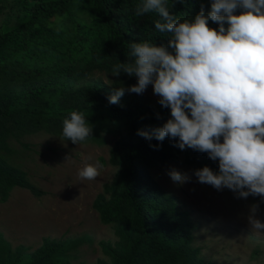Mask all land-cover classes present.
Wrapping results in <instances>:
<instances>
[{"label":"trees","instance_id":"obj_1","mask_svg":"<svg viewBox=\"0 0 264 264\" xmlns=\"http://www.w3.org/2000/svg\"><path fill=\"white\" fill-rule=\"evenodd\" d=\"M143 0H0V13L10 11L15 25H0V203L14 188L40 197L26 172L11 161L10 142L45 133L63 140V121L72 111L83 112L93 125L92 136L78 144L103 146L115 140L108 164L116 171L93 201L100 222L111 226L116 242H100L107 259L94 264H215L205 262L193 245L195 224L174 198L153 179L151 169L182 160L192 171L205 166L218 172V161L207 153L175 147V140L151 141L137 135L162 127L170 109L139 96L108 97L118 87L127 89L136 77L112 68L131 59L130 43L150 41L167 45L156 12L137 16ZM180 21H191L212 0H165ZM15 10V11H13ZM13 11V12H12ZM237 10L236 14H239ZM209 26L219 25L209 21ZM227 27V25H225ZM112 76L108 86L93 74ZM159 117V118H158ZM71 142L70 140H65ZM157 147H152V146ZM92 240L43 238L29 252L12 249L0 233V264H71L73 253Z\"/></svg>","mask_w":264,"mask_h":264},{"label":"clouds","instance_id":"obj_2","mask_svg":"<svg viewBox=\"0 0 264 264\" xmlns=\"http://www.w3.org/2000/svg\"><path fill=\"white\" fill-rule=\"evenodd\" d=\"M153 11L160 17L155 28L169 34L168 44L131 42V59L116 64L111 74L126 73L137 83L116 88L109 103L119 104L126 91L143 94L151 85L171 118L137 135L161 142L167 137L180 150L207 153L218 161V172L207 166L191 175L172 169L171 180L184 184L195 176L198 183L218 191L227 188L238 198L264 199V0H212L207 15L202 7L194 19L183 22L165 0H143L135 14ZM62 133L77 144L92 136L93 125L85 113L72 111ZM99 167L88 164L78 175L94 180ZM258 209V204L251 206L248 222L252 229L264 231V223L256 218Z\"/></svg>","mask_w":264,"mask_h":264},{"label":"rangeland","instance_id":"obj_3","mask_svg":"<svg viewBox=\"0 0 264 264\" xmlns=\"http://www.w3.org/2000/svg\"><path fill=\"white\" fill-rule=\"evenodd\" d=\"M9 14L10 11L0 13V25L5 23V28L15 25ZM92 78L109 86L113 77L96 72ZM125 96L159 101L151 85L143 94L126 91ZM114 140L107 137L103 146L74 144L41 132L20 142H10L14 149L12 163L26 172L28 180L43 192L35 197L27 190L14 188L7 201L0 203V233L12 249L25 246L33 252L43 238L88 236L92 241L73 253L71 264H94L107 259L99 243H114L117 239L111 226L100 222L93 201L116 171L108 164ZM88 164L102 165L94 180H82L78 175ZM172 169L190 175L193 172L179 160L149 173L177 206L189 214L195 224L193 245L200 249L203 260L215 264H264V231L252 229L248 222L251 206L258 204L256 218L264 223V199L251 195L238 198L227 188L218 191L211 185L198 183L195 176L191 182L177 184L168 175Z\"/></svg>","mask_w":264,"mask_h":264}]
</instances>
